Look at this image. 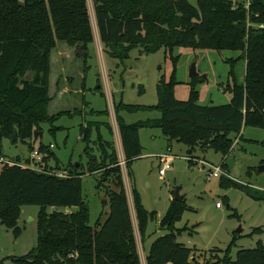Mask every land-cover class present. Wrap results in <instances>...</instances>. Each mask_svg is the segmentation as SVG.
Segmentation results:
<instances>
[{"label": "trees", "instance_id": "16d2710c", "mask_svg": "<svg viewBox=\"0 0 264 264\" xmlns=\"http://www.w3.org/2000/svg\"><path fill=\"white\" fill-rule=\"evenodd\" d=\"M92 3L100 43L105 52L121 62L128 60L135 49H140L141 55L186 48L241 52L245 56L243 84L238 83L232 65L229 74L232 83L224 89L232 95L229 104L199 106L195 83L191 85L190 99L177 101L174 79L159 82L156 106L127 105L123 101L114 104L137 227L144 245L149 222L157 219V213L145 209L133 173V165L144 151L140 130H160L169 143L184 145L190 156L197 150H212L223 157L222 167L229 171L227 161L232 156L234 137L242 135L248 127L264 129V0H251L249 4L246 0H197V6L189 0L179 3L92 0ZM94 41L87 0H0V141H13L15 134L14 144L20 142L32 154L38 150L42 156L41 172L29 169L32 158L0 160V224L19 238L22 208L30 205L40 208L37 246L23 257L11 258L15 264H143L109 110L95 111L85 102L88 115L101 119L85 121L80 126L85 165L69 163L68 169H63L51 150L52 145L40 143L37 149L33 146V141L40 140L35 139V134L43 131V125H49V132L56 136L64 131L56 126L60 117L82 115L81 110L57 116L49 114L53 101V51L61 43L78 49L87 59ZM29 73H33L31 81L26 80ZM85 86L84 79V89ZM139 113H159L160 117L133 124L123 118V114ZM103 130L110 140L105 139ZM254 142L264 147V140ZM189 162L190 167L195 166ZM54 171L66 172L68 177L59 178ZM97 173H101L97 189L108 198L110 210L106 219L101 217L91 226L82 178ZM220 186L241 187L228 178L220 179ZM49 208L78 210L49 213ZM188 210L186 200L170 203L159 224L165 234L152 243L145 264H200L194 260L195 250L178 241L188 227L177 229L176 225ZM235 240L223 258L215 257L214 264H264V242L260 241L254 250L240 251L233 260L230 253Z\"/></svg>", "mask_w": 264, "mask_h": 264}, {"label": "rangeland", "instance_id": "374dc122", "mask_svg": "<svg viewBox=\"0 0 264 264\" xmlns=\"http://www.w3.org/2000/svg\"><path fill=\"white\" fill-rule=\"evenodd\" d=\"M87 1L95 41L89 46L87 59L82 57V53L76 48L61 43L57 45L52 54L51 96L53 101L49 107L51 116L75 110H81L82 115L60 117L56 126L63 127L64 131H60L56 136L49 132V125H43L41 132L43 139L33 141L35 149L40 143L46 146L53 145L51 150L61 161L63 169H68L69 163L72 165L87 163L83 155L85 145L80 140V126L85 121L101 120L88 115L89 108L84 106V102H87L95 111L109 110V122L114 130L113 140L116 141L115 145L120 158L123 150L114 104L123 101L127 105L156 106L159 102L157 92L159 82L162 79L166 82L174 79L177 83L174 88V97L177 101H188L191 85L195 83L199 106L226 105L232 99V95L224 90L229 82L232 83L229 77L232 65H234L238 83H244L246 61L241 52L175 48L172 53L162 49L155 54L141 55L140 49H135L130 53L129 59L124 62L113 59L100 43L93 3L92 0ZM189 2L197 6V0H189ZM234 60L238 61L232 62ZM63 64L65 66L62 70ZM193 67L196 71L195 76H191ZM59 76L68 77L69 80L71 92L63 96L56 95ZM195 78H197L196 81L193 80ZM84 79L86 91L79 94L77 92L81 90ZM63 86L68 88L66 84ZM159 117V113L123 115L128 124L155 120ZM140 133L144 157L134 163L133 173L145 209L157 213V219L149 222L148 238L144 245L137 227L128 171L126 168L122 171L143 264L152 242L165 234L160 231L159 224L174 200L178 188H180V195L185 197L184 200L189 206V210L176 225L177 229L188 227V231L179 237L178 241L187 248L195 250L194 260L197 259L200 264H214L215 257L223 258V253L231 246L238 234L241 238L235 240L230 253L233 260L240 251L254 250L260 241L264 242V172L258 174L259 168L264 165V147L254 142L264 140V129L248 127L243 130L242 135L234 137L230 158L234 160V168L232 172L223 170L221 178L211 177V171L206 165L221 167L223 163L221 155L212 150H197L193 156H190L186 152L187 148L177 142L172 143L170 155L179 159H176L171 169L161 176L162 167L156 155L169 152L170 143L164 139L158 129H142ZM153 136L157 138L153 139ZM17 157L22 161L31 158L32 153L28 146L20 142L14 144L8 139L0 141V160L4 158L6 162H9ZM180 158H187V160ZM189 161H192L195 166L190 167ZM51 165L54 166V163ZM29 169L35 171L32 167ZM100 175L101 173L87 174L82 178V194L90 210L91 226H94L101 217L103 220L106 219L110 210L108 198L102 190L97 189ZM223 178H228L241 187L223 189L220 186V179ZM217 204H220L219 208ZM77 210V208H49L48 211L49 213H69ZM39 212L40 208L34 205L22 208L19 220L22 234L19 238H15L12 231L0 224V264H15L11 258L23 257L37 246ZM236 214L238 217H233ZM258 229L262 232L255 233Z\"/></svg>", "mask_w": 264, "mask_h": 264}, {"label": "built area", "instance_id": "2783aa9c", "mask_svg": "<svg viewBox=\"0 0 264 264\" xmlns=\"http://www.w3.org/2000/svg\"><path fill=\"white\" fill-rule=\"evenodd\" d=\"M251 0H246V2L249 4ZM120 137V136H119ZM51 148H53V145L51 146ZM169 152H166L164 154H161V155H158L157 158H159V161H160V165H161V170H160V175L161 176H164L166 174V172L168 170L171 169V166H172V163L176 160V159H179L178 157L176 156H172L170 155V152H171V149L168 150ZM32 165L29 166V167H32L33 170L35 171H40V168H39V164L42 162V156L41 154L39 153L38 150H36L33 154H32ZM180 159H184V160H187V158H180ZM120 162V166L122 168V170L124 168H126V163H125V160H124V157H123V154L122 156L120 155V158H119ZM3 161V160H1ZM208 167H209V170L211 171L210 173V176L211 177H214V178H221L223 176V167H214V166H211L209 164H206ZM55 176L59 177V178H66L68 177V174L66 172H55L53 173ZM220 207V204H217V208Z\"/></svg>", "mask_w": 264, "mask_h": 264}, {"label": "crops", "instance_id": "0c3cea01", "mask_svg": "<svg viewBox=\"0 0 264 264\" xmlns=\"http://www.w3.org/2000/svg\"><path fill=\"white\" fill-rule=\"evenodd\" d=\"M52 63H53V61H52ZM64 64H63V68H62V70L64 69ZM52 74V73H51ZM60 77V81H59V83H58V86H57V91H56V95H66L67 94V92L68 93H70L71 91H70V89H69V87H70V85H69V80H68V77H66V78H61V76H59ZM63 80V81H62ZM66 80V81H65ZM63 84L65 85L66 84V87H68V88H65L64 86H63ZM51 87H52V85H51ZM80 91H78L77 93H83V91H86V86H85V89L83 88V84H82V88L80 87ZM53 97V96H52ZM87 103V102H86ZM84 106H85V102H84ZM85 108V107H84ZM87 108V107H86ZM90 108V107H89ZM123 115H125V114H123ZM94 121H101V120H94ZM131 124H133V123H131ZM103 135H104V137H105V139L106 140H110L111 138L108 136V133H107V131L106 130H103ZM105 133H107V135L105 134ZM140 135H141V133H140ZM158 137H159V135H158ZM157 137H155V136H153V139H156ZM164 139H166V138H164ZM167 140V139H166ZM140 141H141V139H140ZM168 141V140H167ZM116 142V141H115ZM169 143V142H168ZM142 145V144H141ZM143 147V146H142ZM172 144L170 143L169 145H168V149H171L172 150ZM144 149V148H143ZM144 152V151H143ZM186 152H187V150H186ZM164 153V152H163ZM162 153V154H163ZM158 155H160V154H158ZM158 155H156V157L158 156ZM143 157H144V153H143ZM142 157V158H143ZM17 158H19V157H17ZM16 158V159H17ZM20 159V158H19ZM1 160H3V161H5V159L4 158H2ZM26 161V160H25ZM153 243V242H152ZM152 245V244H151ZM151 247V246H150ZM149 250H150V248H149Z\"/></svg>", "mask_w": 264, "mask_h": 264}, {"label": "water", "instance_id": "95a60500", "mask_svg": "<svg viewBox=\"0 0 264 264\" xmlns=\"http://www.w3.org/2000/svg\"><path fill=\"white\" fill-rule=\"evenodd\" d=\"M176 2H181V0H175ZM196 75V71H195V67H193L192 69V73H191V76H195ZM32 77H33V73H29L26 77V80L27 81H31L32 80ZM40 137V140L43 139V134L42 133H36L35 134V139H38ZM12 139L13 141H15L16 139V135L14 134L12 136ZM227 167L229 169V172H232L233 171V168H234V160L233 159H230L227 161ZM264 172V165L261 166L258 170V174H261ZM184 196L180 195V188H178L175 192V196H174V200L177 201V202H181L184 200Z\"/></svg>", "mask_w": 264, "mask_h": 264}]
</instances>
